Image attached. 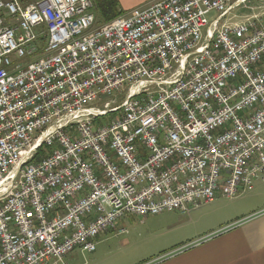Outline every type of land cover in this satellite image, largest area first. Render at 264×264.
<instances>
[{"label": "built area", "instance_id": "2783aa9c", "mask_svg": "<svg viewBox=\"0 0 264 264\" xmlns=\"http://www.w3.org/2000/svg\"><path fill=\"white\" fill-rule=\"evenodd\" d=\"M92 8L0 0V264H64L127 213H188L264 174V0L101 25Z\"/></svg>", "mask_w": 264, "mask_h": 264}, {"label": "crops", "instance_id": "0c3cea01", "mask_svg": "<svg viewBox=\"0 0 264 264\" xmlns=\"http://www.w3.org/2000/svg\"><path fill=\"white\" fill-rule=\"evenodd\" d=\"M152 1L156 0H118V4L124 13ZM255 181L257 189L250 196L260 199L264 174ZM202 208L151 215L157 217L158 231L125 264H264V200H251L242 211H225L224 216L209 214L221 209L203 213Z\"/></svg>", "mask_w": 264, "mask_h": 264}, {"label": "rangeland", "instance_id": "374dc122", "mask_svg": "<svg viewBox=\"0 0 264 264\" xmlns=\"http://www.w3.org/2000/svg\"><path fill=\"white\" fill-rule=\"evenodd\" d=\"M32 0H22V2H28ZM153 2V1H152ZM152 2L139 6L132 9L129 12H124L123 14L127 15L131 12L139 11L144 9ZM239 12V10H237ZM241 13H245L243 10H240ZM236 12V10L234 11ZM96 25H101V23L96 21ZM12 59V58H11ZM123 95V94H122ZM122 95L117 97V92H113L110 95H101L100 101H95L92 103L93 106L101 107L105 101H108L112 98L117 97L116 102L120 103L122 100ZM110 115L104 117V121H108ZM100 119V118H99ZM256 182H254L253 190L246 191L234 198H225L220 194L217 198L210 202L203 204L201 207H204L200 212H208L211 209H221L216 212H209L211 216L220 215L222 212H237L242 211L251 200L253 202H260L264 200V197L260 199H251V194L256 191ZM260 190H264V183ZM256 200V201H255ZM220 216H224L221 214ZM157 217L148 215L145 217H140L132 214H125L114 222L113 227L98 235L96 241L95 251L88 253L86 251H81L80 249H75L72 252L68 253L64 258V264H125L129 263L132 260V256L136 254L137 250H143L146 247V243L151 238V233L158 231L156 228V219ZM121 229H124L123 233H120ZM159 233V232H158Z\"/></svg>", "mask_w": 264, "mask_h": 264}, {"label": "trees", "instance_id": "16d2710c", "mask_svg": "<svg viewBox=\"0 0 264 264\" xmlns=\"http://www.w3.org/2000/svg\"><path fill=\"white\" fill-rule=\"evenodd\" d=\"M93 12L98 23L104 24L112 19L122 15L118 0H91ZM30 2V1H28Z\"/></svg>", "mask_w": 264, "mask_h": 264}]
</instances>
